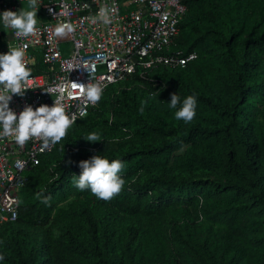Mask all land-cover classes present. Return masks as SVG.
I'll use <instances>...</instances> for the list:
<instances>
[{
    "label": "trees",
    "instance_id": "16d2710c",
    "mask_svg": "<svg viewBox=\"0 0 264 264\" xmlns=\"http://www.w3.org/2000/svg\"><path fill=\"white\" fill-rule=\"evenodd\" d=\"M184 2L171 50L194 59L108 86L24 173L0 264H264V0ZM96 152L123 162L108 200L74 184Z\"/></svg>",
    "mask_w": 264,
    "mask_h": 264
},
{
    "label": "built area",
    "instance_id": "2783aa9c",
    "mask_svg": "<svg viewBox=\"0 0 264 264\" xmlns=\"http://www.w3.org/2000/svg\"><path fill=\"white\" fill-rule=\"evenodd\" d=\"M184 1L38 0L35 33L23 36L3 25L4 31L0 30V52L8 46H26L24 59L32 77L23 96L12 94L9 107L19 113L27 104L51 106L59 96L66 112L78 120L96 104L82 94V83L100 81L104 91L133 74L146 79L155 68L184 66L194 53L171 50L186 13ZM25 3L0 0V11L16 10ZM102 6L113 9L110 23L93 20ZM65 21L74 31L57 35L55 28ZM53 148L39 137L19 144L12 135L0 132V230L17 218L24 173Z\"/></svg>",
    "mask_w": 264,
    "mask_h": 264
},
{
    "label": "clouds",
    "instance_id": "9594fccd",
    "mask_svg": "<svg viewBox=\"0 0 264 264\" xmlns=\"http://www.w3.org/2000/svg\"><path fill=\"white\" fill-rule=\"evenodd\" d=\"M39 5L38 0H27L25 6L16 10L0 11V25L9 27L23 36L35 33L38 20L36 12ZM112 11L113 9L102 6L93 16V20L98 19L105 24L110 23ZM72 31H74V26L67 21L61 22L55 28L56 34L60 36ZM25 47L23 45L8 46L7 51L0 52V132L4 135H12L19 144H24L31 137H39L45 146L50 143L55 144L66 135L67 130L74 125L76 120V117L66 112L61 102L62 97L58 96L53 100L51 106L41 103L33 108L31 104H27L19 113L9 107L12 94L23 96L24 90L27 89L25 83L32 78L31 69L26 66L24 59ZM80 86L82 94L90 102L96 103L100 100L104 89L100 81L82 83ZM167 102L169 108L175 110L174 116L178 120L188 122L196 115L197 97L195 94L181 97L178 92H174L170 94V100ZM82 137L90 142L100 140L94 131ZM99 153L96 152L89 158L78 161L80 172L78 175L73 173V180L77 188L81 190L87 188L97 198L108 200L120 192L124 185V179L120 175L123 162L119 158L110 159ZM37 195L41 194L37 193ZM43 199L47 202L48 198L43 197ZM3 260L4 255L0 253V262Z\"/></svg>",
    "mask_w": 264,
    "mask_h": 264
},
{
    "label": "rangeland",
    "instance_id": "374dc122",
    "mask_svg": "<svg viewBox=\"0 0 264 264\" xmlns=\"http://www.w3.org/2000/svg\"><path fill=\"white\" fill-rule=\"evenodd\" d=\"M68 46V45H67Z\"/></svg>",
    "mask_w": 264,
    "mask_h": 264
}]
</instances>
